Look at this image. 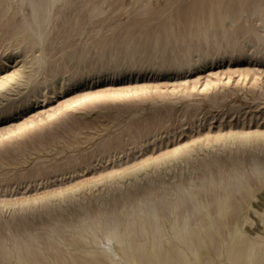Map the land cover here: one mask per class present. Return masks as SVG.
I'll return each mask as SVG.
<instances>
[{
	"label": "bare ground",
	"instance_id": "obj_1",
	"mask_svg": "<svg viewBox=\"0 0 264 264\" xmlns=\"http://www.w3.org/2000/svg\"><path fill=\"white\" fill-rule=\"evenodd\" d=\"M124 1L0 0V168L36 156L16 177L0 175V264H264V131L208 124L157 156L112 166L124 148L162 143L159 131L264 115V88L243 82L264 70V0H192L149 18L153 28L109 26L107 37L100 26ZM117 103L131 113L150 103L144 143L130 127L76 150L93 139L82 134L86 115Z\"/></svg>",
	"mask_w": 264,
	"mask_h": 264
},
{
	"label": "rangeland",
	"instance_id": "obj_2",
	"mask_svg": "<svg viewBox=\"0 0 264 264\" xmlns=\"http://www.w3.org/2000/svg\"><path fill=\"white\" fill-rule=\"evenodd\" d=\"M192 0H152L148 6H144L140 9V7H136V6H132L133 2L132 0H125L124 1V11L119 13V14H115L114 16L110 17V20L106 22L104 25L100 26L102 29V34H106L107 37L110 36L111 32H109L107 30V27L109 26H117V31L119 34H123L124 32L127 31H131L133 30V28L131 27V25L135 22V21H143L144 22V26L148 27V28H153L155 27L158 23L157 22H147L149 18H151L154 15H157L158 12H164V14L166 15L168 12H180L182 10H186L187 7H189V3ZM138 9V10H137ZM86 34L90 33L89 36L93 37L95 32H97V29L93 28L92 25H88L86 28ZM108 31V32H107ZM93 42V40H90V43ZM10 72L13 71V69H8ZM263 67H257L253 74H250L248 78H246L245 80H243V82L245 83V85L250 86L253 82H257L258 85L262 88H264V72H263ZM255 74V75H254ZM161 79H152L151 81H147L146 79L143 81H139V80H133V83L128 82L126 83V81L124 83H121L122 86L118 87V88H128V87H134L136 85H142L143 82L147 83V84H153L156 81H160ZM130 85H134V86H130ZM105 87L96 89V91L98 90H104ZM75 94V93H74ZM131 97V95H130ZM133 97V96H132ZM62 101V100H60ZM237 101V105H242L243 108H247V106L245 105V103L242 100H235ZM116 106V107H115ZM115 107V108H114ZM122 104L117 103L116 105L112 106L110 109H106V110H94L91 113H89L88 115H86V122L89 123V127L91 128V131L86 130L83 131L82 134L84 136L86 135H90L93 139L91 142H86L83 143L79 148H77L76 150H80V151H89V148L91 147L92 144L98 143L101 140H105L107 138H112V137H116V136H121V134H123V132L126 130V128H136V129H140V134L138 135V133L135 135L136 138H138V141H140L139 143L142 144L144 143L145 136H144V129L145 124L143 123L145 120L149 119L150 117L153 116V112L154 111H150V103H146L143 105V107L140 106V108H137L134 111V113L139 112L140 116H138V118L134 119L131 124H129V119H130V115L134 114L131 112H126L123 111L121 109ZM180 108V106H178L176 108V111ZM144 110V111H142ZM242 113L238 120V117L236 116H232L231 115H227L224 117V119L222 121L218 120V118H216L213 121L210 122H203L202 125H197L196 129L192 130L191 133H189V131H184V133H179L180 130H175V129H171V131H173V133L170 136H167L165 131H159L161 138L164 139V141L162 143L158 142L157 145L153 146L151 144H149V146L145 147V149L143 151H140V149L138 148V146H133L131 149V153L129 151V148H124L122 149L121 153L116 155V156H112V161H114L115 164H112V166H125L129 163H133V162H137L140 160V158H142L143 156H157L159 155L161 152L165 151L166 148H169L171 146H173L176 143H184L187 142L189 140H191L192 138H197L199 134L201 133H205L207 130H209L208 124H211L210 129L211 130H215L218 125L219 122H221L223 124V128H229V124H232V126L234 128H241L242 124H244V128L246 129H254L253 131H255V129H259L261 131H264V115L262 114V116H259L258 119H253V121H251V118L248 115H244ZM239 121V123H238ZM104 127L107 128V131L105 132H100L101 130H104ZM188 128V127H187ZM186 129V128H184ZM191 130V129H189ZM58 132V131H57ZM188 132V133H187ZM134 133H136L134 131ZM176 134V136H175ZM83 135L81 136V138H83ZM175 136V137H174ZM66 137V136H65ZM170 137V138H169ZM60 147V146H59ZM133 152V154H132ZM72 151L71 150H66L65 154L59 156V157H54L56 160H62V158H64L65 156H69L71 155ZM54 153L52 152L51 154H45L44 156H40L41 159H48V160H52L54 159L53 156ZM36 156L32 157V159L29 161V163L24 166H20L17 167V169L14 170V167H4V168H0V175L1 176H5L4 178L7 179H12L14 177L17 176L18 173H23V171L28 170L32 164L31 161L35 158ZM6 165V163H4ZM97 163L96 162H92V168H89L88 170H86V172H84L81 176H84L86 174V179L91 177L92 174L94 172H92L93 168H98L97 167ZM97 170V169H96ZM80 180V179H79ZM56 180H51V182H55ZM70 182V181H69ZM41 183V182H40ZM39 183V184H40ZM46 182H44L45 184ZM43 184V185H44ZM33 186V185H32ZM11 187V191H15L17 193H24L26 192L24 190V186H21L19 188H16V184L15 182L11 181L9 184V188ZM2 188H4V186L2 184H0V194L2 193ZM17 189V190H16ZM19 190V191H18ZM23 190V191H22ZM9 193V192H8ZM32 195H34L33 193H31ZM29 195V194H28ZM20 197V196H18Z\"/></svg>",
	"mask_w": 264,
	"mask_h": 264
}]
</instances>
